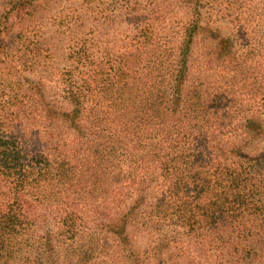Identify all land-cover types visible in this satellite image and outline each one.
Instances as JSON below:
<instances>
[{
    "label": "trees",
    "instance_id": "16d2710c",
    "mask_svg": "<svg viewBox=\"0 0 264 264\" xmlns=\"http://www.w3.org/2000/svg\"><path fill=\"white\" fill-rule=\"evenodd\" d=\"M14 5L22 15L36 6ZM10 13H0V53L11 35ZM191 13L197 15L194 6ZM202 30L212 46L197 52ZM241 32L225 35L192 16L167 38L147 24L110 66L101 61L82 72L68 108L41 97L43 121L64 126L41 140L40 157L0 138V264H57L56 246L46 250L45 238H32L31 220L46 198H62L56 236L78 239L86 226L76 223L71 201L88 200L99 214L132 195L146 172L145 217L155 235L149 260L167 264L161 253L172 248L171 257L191 256L195 264H264V41L260 50L240 48L234 40ZM211 55L216 67L204 70ZM9 116L19 124L18 114ZM139 202L108 227L115 241L125 242L123 227ZM110 239L83 235L80 261L90 264Z\"/></svg>",
    "mask_w": 264,
    "mask_h": 264
},
{
    "label": "rangeland",
    "instance_id": "374dc122",
    "mask_svg": "<svg viewBox=\"0 0 264 264\" xmlns=\"http://www.w3.org/2000/svg\"><path fill=\"white\" fill-rule=\"evenodd\" d=\"M17 2L28 0H0V13L11 12V35L0 53V138L12 147L15 143L11 141L21 149L27 147L29 155L40 153L41 140L64 126L56 118H51L50 123L43 121L41 112L38 114L43 106V103L39 105L40 98L46 96L57 107L68 108L69 93L80 91L82 72L101 61H109L107 67L110 66L116 56L133 49L136 34L147 28V24L168 38L193 16L200 20V26H212L225 35L233 36L234 31L242 30L234 40L240 48L247 44L260 50L264 41V0H35L36 6L27 7L25 15L18 12L14 5ZM193 6L197 15L191 13ZM34 9L38 10L35 14ZM207 46H212V42L206 37V30L199 31L193 48L204 52ZM209 58L204 70L216 67L217 59L213 55ZM11 114L19 115V124L10 121ZM35 156L39 158L40 154ZM145 176L143 182L132 188V195L126 194L119 204L117 200L111 201L99 214L92 211L88 200L81 202L79 197L71 201L76 203V223L86 226L83 235L100 233L103 238L111 237V247L104 249L106 252L97 249L89 258L90 264H156L148 256V250L155 246V235L147 231V172ZM54 197L40 203L36 209L37 222L26 207L27 215L33 219L32 238H45L46 250L51 242L56 246L57 253L62 254L56 255L57 264H86L80 261L83 235L75 240L67 234L56 236L63 213L56 207L62 198ZM137 199L140 202L136 214L123 227L125 242H117L108 227ZM172 251L166 248L161 253L167 264H175L177 260L195 264L191 256L171 257ZM42 255L33 254L36 258ZM198 260L202 262L200 257Z\"/></svg>",
    "mask_w": 264,
    "mask_h": 264
}]
</instances>
